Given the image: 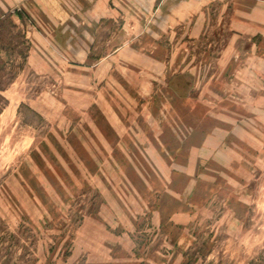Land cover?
<instances>
[{"label": "rangeland", "instance_id": "374dc122", "mask_svg": "<svg viewBox=\"0 0 264 264\" xmlns=\"http://www.w3.org/2000/svg\"><path fill=\"white\" fill-rule=\"evenodd\" d=\"M258 7L56 39L0 15V264H264Z\"/></svg>", "mask_w": 264, "mask_h": 264}, {"label": "crops", "instance_id": "0c3cea01", "mask_svg": "<svg viewBox=\"0 0 264 264\" xmlns=\"http://www.w3.org/2000/svg\"><path fill=\"white\" fill-rule=\"evenodd\" d=\"M204 2L205 0H181L165 15L157 5L159 0H0V15L17 9L22 10L27 19L44 34L56 39L55 31L64 24H69L64 26L65 29H76L87 35L93 25L107 20L117 21L118 18L124 20V29L133 24V27L136 25L137 30L141 31L145 29V25L142 24L143 15L153 11L159 14L157 15L159 19H164L162 23L155 24L159 33L158 31L163 32L170 28L173 19L177 24H181L194 16L196 8L198 11ZM255 12V23L247 20V16H253L251 15L253 11L243 12L246 16L235 21L234 24L241 33L254 31L264 34V9L258 7ZM17 18L22 22L21 18Z\"/></svg>", "mask_w": 264, "mask_h": 264}, {"label": "trees", "instance_id": "16d2710c", "mask_svg": "<svg viewBox=\"0 0 264 264\" xmlns=\"http://www.w3.org/2000/svg\"><path fill=\"white\" fill-rule=\"evenodd\" d=\"M11 16L9 15V18H10ZM21 18V17H20ZM0 70L1 71H3L4 69L3 68H0ZM13 77H9L8 78V82H7V85H4V86H2V85H0V92H3V91H5L6 89H7V87L12 83V81H13Z\"/></svg>", "mask_w": 264, "mask_h": 264}]
</instances>
